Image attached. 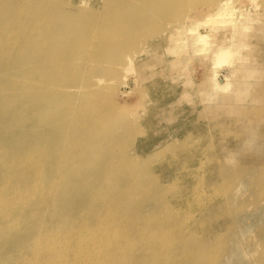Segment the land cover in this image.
I'll use <instances>...</instances> for the list:
<instances>
[{
    "label": "rangeland",
    "instance_id": "obj_1",
    "mask_svg": "<svg viewBox=\"0 0 264 264\" xmlns=\"http://www.w3.org/2000/svg\"><path fill=\"white\" fill-rule=\"evenodd\" d=\"M0 186V264H108L49 242L103 198L129 241L111 264H264V0H0Z\"/></svg>",
    "mask_w": 264,
    "mask_h": 264
},
{
    "label": "bare ground",
    "instance_id": "obj_2",
    "mask_svg": "<svg viewBox=\"0 0 264 264\" xmlns=\"http://www.w3.org/2000/svg\"><path fill=\"white\" fill-rule=\"evenodd\" d=\"M19 8H22V7H19ZM18 8V9H19ZM22 11L23 10H16V12H14V16H20L21 14H22ZM26 22H25V20L22 18L20 21H19V24H25ZM8 45V44H7ZM10 46V45H9ZM12 48H13V45H12ZM222 49V48H221ZM227 51V50H226ZM225 50L223 51V49L222 50H219V52H217V61H221L222 62V60H223V62H224V60L227 58L228 59V56H229V51H227L226 52ZM6 76H8V75H6ZM31 78V77H30ZM24 80H26L25 78H23ZM99 80V79H98ZM23 81V80H22ZM32 81V80H31ZM24 82V81H23ZM34 82H36V81H33L32 83H34ZM41 82V81H40ZM20 83V82H19ZM22 83V82H21ZM29 84H30V82H29ZM37 84H38V82H37ZM41 85H42V83H41ZM222 86V85H221ZM24 88V87H23ZM27 89V88H26ZM32 90V89H31ZM27 92V91H26ZM36 94V97L37 96H39V95H41V97H38V98H36L37 100H39V101H30V102H35V104H37V105H44L43 103H40V102H43L42 100H44V97L43 96H45L42 92H36L35 93ZM30 95V94H29ZM43 95V96H42ZM29 103V102H28ZM15 104V103H14ZM55 103L54 102H50L49 103V106H50V110L53 108V105H54ZM72 106V105H71ZM35 109V108H34ZM37 109L38 108H36L35 109V111H36V113H37ZM72 109V108H71ZM67 110V109H66ZM70 110V109H69ZM75 111V110H74ZM74 111H72V113L74 112ZM71 112V111H70ZM70 112H62V113H54V114H56L57 116H59V117H61V118H63V117H65V116H67L68 114H70ZM78 111H76V113H77ZM74 114H75V112H74ZM81 115V114H80ZM80 115L78 114V117H80ZM37 116H39V114L37 113ZM34 119V118H33ZM38 119H39V117H38ZM43 121L41 122V123H45L46 124V126L49 128V129H52V127L50 126V125H48L47 124V122H48V120H45V119H42ZM95 120V119H94ZM93 120V121H94ZM30 122V121H29ZM90 122V121H89ZM43 123V124H44ZM52 123V122H51ZM81 123H83V121H81ZM80 123V124H81ZM85 123V122H84ZM88 123V122H87ZM91 123V122H90ZM95 123V122H94ZM62 124V123H61ZM93 124V123H92ZM82 126H83V124H81ZM61 126V125H60ZM84 126H86V124L84 125ZM91 127H92V125H90ZM97 126H98V124H97ZM56 127V126H55ZM93 127H95V126H93ZM92 127V128H93ZM57 129H58V127L56 128V130L55 129H53V130H55V132L57 131ZM68 129V128H67ZM46 130V129H45ZM60 130V129H59ZM59 132V131H58ZM63 133H64V131H63ZM46 135V134H45ZM49 135V134H48ZM59 135V134H58ZM65 135V134H64ZM63 137V139H64V136H62ZM61 138V137H60ZM67 138V137H66ZM65 138V139H66ZM54 140V139H53ZM59 140V139H58ZM66 141H67V139H66ZM44 142H46V141H44ZM49 142H51L50 140H49ZM65 142V141H64ZM47 143H48V141H47ZM53 143V142H52ZM63 143V142H62ZM66 143V142H65ZM45 144V143H44ZM50 144V143H49ZM46 146V145H45ZM51 146V145H50ZM59 147V146H58ZM58 147H57V149H58ZM60 147H63V146H60ZM37 149H33V152H35ZM62 150V149H61ZM71 150H73V149H71ZM37 152H38V150H37ZM36 152V153H37ZM40 152H41V149L39 148V156H41V154H40ZM66 152V151H65ZM47 153V152H46ZM59 153H61L60 151H59ZM29 154V153H28ZM38 154V153H37ZM49 153H47L46 155H48ZM62 154V153H61ZM64 154V153H63ZM36 155V154H35ZM65 155V154H64ZM25 156V155H24ZM42 157V156H41ZM44 157L45 156H43L42 158H39V157H37V159H36V162H34V161H32V169L35 171V177H37V178H39L40 176H46V175H50L51 174V172H50V170H51V163H50V160L48 161V160H45L44 159ZM50 157V156H49ZM58 157V156H57ZM29 158H30V156H29ZM46 159L48 158V156L47 157H45ZM59 158V157H58ZM25 160H27V157L25 158ZM24 160V161H25ZM32 160V159H31ZM30 160V161H31ZM58 161V160H57ZM27 162H28V160H27ZM34 162V163H33ZM11 163V162H10ZM23 163V162H22ZM31 163V162H30ZM63 163V162H62ZM2 164V163H1ZM61 164V163H60ZM7 165V164H6ZM10 165V164H9ZM74 166V165H73ZM69 167V166H68ZM28 168H30V166L28 167ZM6 169H8V166H7V168ZM74 170V169H73ZM32 171V170H31ZM76 171V170H75ZM8 172V171H7ZM7 172L6 173H4V175L5 174H7ZM34 173V172H33ZM53 175H55L53 172H52V175L50 176V177H53ZM8 176V175H7ZM34 177V178H35ZM63 177V176H62ZM60 178H61V176H60ZM109 178V177H108ZM42 179V178H41ZM41 179L39 180V181H41ZM6 186L7 187H3L2 189L4 190H6V188H8V190L11 192V193H9L10 194V196H11V198H14L16 201L17 200H21V199H23V198H25L26 196H25V194H24V192L22 193V192H20L16 187H15V185H14V183L12 184L11 183V179H9V177H6ZM51 180V179H50ZM53 180H55V179H53ZM52 180V181H53ZM57 180V179H56ZM59 180V179H58ZM56 181V186H57V189H58V187H59V189L61 190L62 188L60 187L62 184H61V182L60 181ZM108 180V179H107ZM36 181H37V179H36ZM51 181V183H53ZM34 182V181H33ZM35 183V182H34ZM33 183V184H34ZM49 183V182H48ZM50 183V184H51ZM134 183V182H133ZM3 184V183H2ZM41 184V183H40ZM66 184V183H65ZM38 185V184H37ZM64 185V184H63ZM62 185V186H63ZM2 186V185H1ZM0 186V187H1ZM41 186V185H40ZM39 186V187H40ZM55 186V187H56ZM65 186V185H64ZM33 187H35L34 185H33ZM42 187V186H41ZM40 187V188H41ZM64 188V187H63ZM56 189V188H55ZM54 189V190H55ZM65 189V188H64ZM24 190V189H23ZM45 190H48L47 189V187H46V189ZM26 191V190H25ZM49 191V190H48ZM47 191V192H48ZM65 191V190H64ZM63 192V191H62ZM67 192V191H66ZM71 192V191H70ZM26 193V192H25ZM12 194V195H11ZM77 194V193H76ZM49 195V194H48ZM118 195V194H117ZM121 195H122V197H124L125 195L123 194V192L121 193ZM33 196V195H32ZM38 196H39V201H42V199H43V197H42V192L41 191H38ZM114 196V195H113ZM28 197H30L29 195H27V198ZM100 197V196H99ZM47 198V197H46ZM102 198V197H101ZM3 200H5V199H3ZM24 200V199H23ZM51 200V199H50ZM102 200H106L107 202H100L101 204H103V206H101V209H102V211H103V214L102 215H94L93 216V218L92 219H90V220H88V219H85V220H87V221H89L90 223H91V225H93V227H95V228H91L89 231H88V234H83V235H78V234H75L74 233V231H73V229H70L71 228V226H72V224H69V226L68 227H66V228H64V229H70L69 231H66L65 233H64V244H62L61 243V238H59V240H57V242L56 241H52L51 239V241H49L48 239H49V237H51V234H41L42 236H47L48 237V241L49 242H52L54 245H57V244H59L58 246H59V250H64V249H66V247H71V246H75V247H79V244H83V246H84V248H88V247H90V251L89 252H94V251H96L97 249H98V251H96V253H94L96 256H98L99 255V257L100 256H102L104 259H105V261H104V259H103V261L105 262V263H108V264H111L110 263V261H112L113 263L114 262H117L118 263V261H122L124 258H125V255L126 254H123V252H125L124 251V249L126 248V246H128V236H127V234H125L126 233V231H125V226H124V228L125 229H122V230H124V231H120V229L122 228V227H120L119 226V228H118V225H120V223H117V217H116V210H114V208H112L111 206H112V204L114 203V200L113 199H110V198H103ZM1 202H3V201H1ZM30 202V201H29ZM23 203V202H22ZM1 205V204H0ZM6 206V205H5ZM11 206H12V204H11ZM58 206V205H57ZM117 206V205H116ZM114 207V206H113ZM45 208V207H44ZM118 208V207H117ZM2 209H4V208H2ZM88 210V209H87ZM99 211V210H98ZM8 212V211H7ZM120 212V211H119ZM118 213V212H117ZM1 214V213H0ZM97 214V213H96ZM2 215V214H1ZM118 215H119V213H118ZM7 216V215H6ZM82 217H85V216H87L86 214L85 215H81ZM149 217H151V216H149ZM154 217H156V216H154ZM154 217L152 218L151 217V219L153 220L154 219ZM158 217V216H157ZM125 219V218H124ZM131 219V218H130ZM150 219V220H151ZM160 219V218H159ZM159 219H157V220H159ZM62 220H64V219H62ZM117 220V221H116ZM133 220V219H132ZM163 219H160L159 220V222L160 221H162ZM10 221V220H9ZM21 220H19L18 221V223L17 224H19V226H21L22 225V223L20 222ZM82 221V220H81ZM144 221V220H143ZM149 221V220H148ZM147 221V222H148ZM156 221V220H155ZM154 221V222H155ZM14 222V221H13ZM83 222V221H82ZM92 222H93V224H92ZM121 222V221H120ZM123 222V221H122ZM134 221H131V223L132 224H134L133 223ZM139 222H141V221H139ZM154 222H152V223H154ZM157 223H159L158 221H156ZM9 223V222H8ZM126 223V222H125ZM16 224V225H17ZM80 224V223H79ZM86 224V223H85ZM124 224V223H123ZM129 224V223H128ZM137 224V223H136ZM139 224V223H138ZM137 224V225H138ZM151 224V223H150ZM6 225H7V223H6ZM15 225V224H14ZM136 225V226H137ZM140 225V224H139ZM143 226V225H142ZM146 226V224L144 225V227ZM147 226H148V223H147ZM146 226V227H147ZM166 226V225H165ZM82 227V226H81ZM88 227V226H87ZM140 227H141V225H140ZM156 227H157V225H156ZM159 227H162V226H159ZM39 228H40V226H39ZM137 227H135V229H136ZM142 228V227H141ZM155 228V227H154ZM154 228H151V229H154ZM164 228V227H163ZM43 229H47V228H43ZM95 229H98V231H97V234H96V236H94V234H93V232L95 231ZM129 229V228H128ZM144 229V228H143ZM146 229V228H145ZM166 229V228H165ZM84 230V229H83ZM156 230V229H155ZM163 230V229H162ZM77 231H78V229H77ZM134 231H136V230H134ZM137 231L139 232V230L137 229ZM153 231V230H152ZM79 232H80V230H79ZM82 232V231H81ZM85 232V231H84ZM122 232V233H121ZM128 232H129V230H128ZM147 232V231H146ZM150 232V231H149ZM148 232V233H149ZM155 232V231H154ZM159 232H162V231H159ZM164 232V231H163ZM169 232V231H168ZM46 233V232H45ZM48 233V232H47ZM51 233V232H50ZM95 233V232H94ZM121 233V234H120ZM143 233V232H142ZM156 233V232H155ZM155 233H153V234H155ZM166 233V232H165ZM57 234V233H56ZM61 234V233H60ZM93 234V235H92ZM132 234H134V233H132ZM138 234V233H137ZM141 234V233H140ZM139 234V236H141ZM147 234V233H146ZM153 234H152V237H153ZM160 234H162L163 235V233H160ZM167 234V233H166ZM37 235H38V233H37ZM40 235V237H42ZM135 235V234H134ZM143 235V234H142ZM151 235V234H150ZM149 234H148V236H150ZM162 235H160V238H162ZM44 236V237H45ZM156 236V234L154 235V237ZM157 236H159V234L157 235ZM165 236V235H164ZM170 236V235H169ZM38 237V236H37ZM131 237V236H130ZM130 237H129V239H130ZM134 237V236H133ZM136 237V239H138L137 237V235L135 236ZM143 236H141V238H142ZM151 237V238H152ZM153 237V238H154ZM144 238V237H143ZM147 238V237H146ZM146 238H145V240H146ZM149 238V237H148ZM157 238V237H156ZM165 238H166V236H165ZM169 238V237H168ZM37 239H39V237L38 238H36V240ZM125 239V240H124ZM35 240V239H34ZM44 240V239H43ZM56 240V239H55ZM135 240V239H134ZM122 241L124 242V243H122ZM135 241H140V240H135ZM135 241H133L134 243H135ZM159 241V240H158ZM165 241V240H164ZM163 241V242H164ZM168 241H170V239H168ZM173 241V240H172ZM44 242V241H43ZM49 242H47V244L49 243ZM91 242H93V246L92 247H94V245L96 246V248L94 249V248H92L91 246H89V244H91ZM153 242H155V241H153ZM4 243V242H3ZM39 243V242H38ZM44 243H46V242H44ZM52 243L50 244V245H52ZM57 243V244H56ZM137 243V242H136ZM146 243V242H145ZM159 243V242H158ZM1 244V243H0ZM33 244V243H32ZM122 244L124 245V246H122ZM137 244H139V243H137ZM154 244V243H153ZM159 244H162V243H159ZM39 245V244H38ZM45 245V244H44ZM49 245V246H50ZM136 245V244H135ZM135 245L133 246V247H135ZM157 246H158V244H156ZM163 245H164V243H163ZM169 245V244H168ZM172 246H173V244H171ZM11 246H12V244H11ZM46 246V245H45ZM104 246H106L105 247V249H104ZM121 246V247H120ZM138 246V245H137ZM141 246H142V244H141ZM156 246V247H157ZM170 246V245H169ZM34 247V246H33ZM46 247H48V246H46ZM147 247V246H146ZM150 245H148V247L147 248H149L150 249ZM156 247H155V249H156ZM159 247V246H158ZM166 247H168V246H166ZM40 248V247H39ZM45 248V247H44ZM72 248V247H71ZM74 248V247H73ZM81 248V247H80ZM145 248V247H144ZM143 248V249H144ZM46 249V248H45ZM70 249V248H69ZM75 249V248H74ZM121 249H122V251H121ZM134 249V248H133ZM152 249V248H151ZM158 249V251H159V248H157ZM163 249V248H162ZM165 249V248H164ZM171 249H172V247H171ZM34 250V249H33ZM54 250V249H53ZM73 250V249H72ZM131 250V249H130ZM147 250V249H146ZM154 250V249H153ZM182 249H180L179 251H181ZM197 250H199L198 248H197ZM196 250V251H197ZM36 251V250H35ZM34 251V252H35ZM52 251V250H51ZM65 251V250H64ZM67 251H68V249H67ZM74 251H76V250H74ZM82 251V250H81ZM80 251V252H81ZM85 252L86 251H88V250H84ZM126 251H127V249H126ZM145 251V250H144ZM148 251V250H147ZM152 251V250H151ZM156 251V250H155ZM154 251V252H155ZM158 251H157V253H158ZM167 251H168V248H167ZM170 251V250H169ZM171 251H173V249L171 250ZM174 251H175V249H174ZM183 251H184V248H183ZM195 251V250H194ZM194 252V253H196V255L198 254L197 252ZM201 251V250H200ZM21 252V251H20ZM19 252V253H20ZM128 252V251H127ZM130 252V251H129ZM135 252V251H134ZM149 252V251H148ZM164 252V251H163ZM177 252V251H176ZM175 252V253H176ZM185 252V251H184ZM191 252V251H190ZM189 252V253H190ZM207 252H209V251H207ZM70 253V252H69ZM72 253H74V252H72ZM77 253H79V252H77ZM77 253H75L76 255L74 256V260H72L73 261V263L72 264H81V262L83 261H85L84 259L86 258L85 256H84V253H83V251H82V253L83 254H81V253H79V255L77 254ZM87 253V252H86ZM126 253V252H125ZM152 254H153V251L151 252ZM156 253V252H155ZM160 253H162V251H160ZM168 253V252H167ZM173 253V252H172ZM180 253V252H179ZM182 253V252H181ZM185 253H188V252H185ZM184 253V254H185ZM201 253H203V251H201ZM211 253H212V251H211ZM55 254H57V253H55ZM54 254V255H55ZM61 254V253H60ZM65 254V253H64ZM133 254V253H132ZM148 254V253H147ZM193 253L191 252V255H192ZM20 255V254H19ZM25 255V254H24ZM66 255V254H65ZM71 255V254H70ZM88 255V254H87ZM91 255V254H90ZM94 255V256H95ZM130 255H131V253H130ZM129 255V257H132V256H130ZM156 255H160V254H156ZM172 255V254H171ZM178 256H179V254H177ZM181 255V254H180ZM188 255V254H187ZM190 255V256H191ZM195 254H193V257L194 256H196ZM207 256H208V254H206ZM22 256V255H21ZM52 256V255H51ZM92 256H93V254H92ZM153 256V255H152ZM203 256V255H202ZM20 257V256H19ZM32 257V256H31ZM43 257V256H42ZM56 257V256H55ZM58 257H60V256H58ZM62 257H65V256H62ZM90 257V256H89ZM102 257H100V258H102ZM127 257V256H126ZM156 257V256H155ZM180 258H181V256H179ZM183 257H186V258H189V256H183ZM182 257V258H183ZM192 257V256H191ZM196 257H201L200 255H198V256H196ZM28 258V257H27ZM33 258H34V256H33ZM44 258H45V256H44ZM54 258V257H53ZM96 258V257H95ZM133 258V257H132ZM153 258H154V256H153ZM153 258H150V259H152L153 260ZM160 258H162V257H160ZM159 258V259H160ZM164 258H165V256H164ZM171 258V257H170ZM180 258H177V259H180ZM202 258V257H201ZM207 258H209V256L207 257ZM35 259V258H34ZM52 259V258H51ZM64 259H67V258H64ZM93 259H94V257H93ZM99 259V258H98ZM131 259V258H130ZM129 259V260H130ZM173 259H176V258H171V260H173ZM196 259V258H195ZM205 259V258H204ZM28 260V259H27ZM36 260V259H35ZM38 260V259H37ZM47 260H49V259H47ZM70 260V259H69ZM88 260V259H87ZM92 260V259H91ZM95 260V259H94ZM100 260H102V259H100ZM108 260H110V261H108ZM141 260H143V259H141ZM181 260V259H180ZM20 261H21V259H20ZM30 261H32V259L30 260ZM55 261V260H54ZM97 261V260H96ZM99 261V260H98ZM124 261V260H123ZM154 261V260H153ZM152 261V262H153ZM157 261V260H156ZM175 261V263H177L176 262V260H174ZM173 261V262H174ZM179 261V260H178ZM23 262H26L27 263V261H23ZM49 262H50V260H49ZM64 262H66L65 260H64ZM67 262H69V261H67ZM71 262V261H70ZM86 262V261H85ZM125 262H127V261H125ZM129 262V261H128ZM149 262V261H148ZM158 262V261H157ZM17 263V262H16ZM16 263H14V264H16ZM20 263V262H19ZM22 263V262H21ZM44 263V262H43ZM47 263V262H46ZM95 263V262H94ZM93 263V264H94ZM103 263V262H102ZM130 263V262H129ZM147 263V262H146ZM145 263V264H146ZM160 263V262H159ZM163 263V262H162ZM179 263V262H178ZM177 263V264H178ZM23 264V263H22ZM33 264V263H32ZM34 264H35V262H34ZM42 264V263H41ZM45 264V263H44ZM67 264V263H66ZM97 264H100V263H97ZM120 264V263H119ZM125 264V263H124ZM152 264V263H151ZM170 264H171V262H170ZM180 264V263H179Z\"/></svg>",
    "mask_w": 264,
    "mask_h": 264
}]
</instances>
